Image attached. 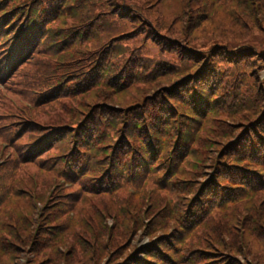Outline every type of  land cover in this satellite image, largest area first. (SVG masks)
<instances>
[{
  "label": "trees",
  "instance_id": "16d2710c",
  "mask_svg": "<svg viewBox=\"0 0 264 264\" xmlns=\"http://www.w3.org/2000/svg\"><path fill=\"white\" fill-rule=\"evenodd\" d=\"M80 2L0 0V141L8 146L0 207L28 214L26 241L17 240L25 249L30 238L48 246L18 254L27 264H243V256L264 264V86L256 72L264 69V0H188L190 18L174 33L153 25L159 20L141 11L144 2L111 0L115 22L153 29L147 37L159 44L160 62L113 44L88 51L99 24L82 27ZM220 11L232 12L223 24ZM71 21L79 30L67 34ZM52 62L70 69L54 73ZM20 98L58 102L65 114L34 125ZM58 180L70 184L72 200L48 204ZM245 204L252 214L242 221L244 211L232 212ZM231 205L223 220L212 216L211 208ZM122 220L129 225L120 234ZM214 221L243 231L214 234ZM139 232L155 242L132 244Z\"/></svg>",
  "mask_w": 264,
  "mask_h": 264
},
{
  "label": "rangeland",
  "instance_id": "374dc122",
  "mask_svg": "<svg viewBox=\"0 0 264 264\" xmlns=\"http://www.w3.org/2000/svg\"><path fill=\"white\" fill-rule=\"evenodd\" d=\"M93 0H82V2L79 3L80 7H81V20H80V24H83V26L87 25L86 27H88V21H92L95 22L97 20L99 26L97 27H93L90 31V33H88V35H91L93 40L90 42V48L87 49L88 51H93L97 46L99 47H103L105 45H110L113 44L115 47H118L119 49L122 50H128L130 55L129 56H139L141 59L142 57L146 58V61H148L149 59H153L156 60L158 59V61L156 62H160L163 61V59H161L163 56L161 53L156 52L157 49H159V44L158 46L154 43V41L150 38L147 37L148 33L152 32L153 29H151L146 23H143V21H128V22H123V23H117L114 20L115 16H108L107 14V9L111 10V7L108 6L111 3V0H107V7H105L104 5H100V6H96L94 7V5L92 4ZM104 2V0H103ZM143 3L140 6L141 11L143 10L145 13H150L152 15V17H154L155 19L158 18L159 23L157 25V23L153 22L156 28L158 29H164V28H168V30L170 31V33H174V32H178L180 31L183 27H185V23H186V19H189V12H185L186 9L188 8V0H151V3H149V0H126V3H130L131 5H136L138 6L139 3ZM80 7L75 8L74 10L77 11ZM121 13H118V16L120 17ZM224 15H228V16H232V12L230 13H225L220 11L218 13V16L215 19V22H219L220 24H223L222 22H227L225 19L221 18ZM122 16V15H121ZM96 18V20H95ZM151 22L152 20L149 19ZM119 21H121L119 19ZM76 21H71L70 23H68L67 25H65L66 30H67V34H69L70 32H76L79 29H76L74 27ZM215 24H208V28L207 30L215 27ZM63 26L60 28V30H63ZM81 33V30H80ZM86 40L89 41V39L87 37H85L83 39V42ZM82 46V45H81ZM85 46V45H84ZM53 66H54V73H61V71H67L70 68L68 67H58L54 62ZM147 62L144 63V65H146ZM254 65L257 67V62H254ZM43 66V65H42ZM256 72L259 76L260 79V86H264L263 80H264V69L263 68H258L256 69ZM51 86V82H49V87ZM251 95V94H250ZM14 97V95H13ZM15 100H17L15 98ZM18 103L20 104V106L23 108L25 107V111L26 112H32V116L28 119L29 121H32V123L35 125L38 123H46L47 121H49L50 119H53L54 122H56L60 117L58 116L59 114H65V113H61L62 110H60V108L57 106L58 102H52V104L46 103L44 105H38L36 103V101L34 102V104L38 105L37 107L34 106L33 103H30L28 101H26L23 98H20L18 100ZM51 104V105H50ZM15 108L19 111L20 107H18L15 103H14ZM18 107V108H17ZM205 135V134H203ZM213 135V136H212ZM209 136L211 137L212 141H216V142H223L224 143V139L219 137L218 135H214V134H210ZM214 145V142H213ZM8 150V146L5 143H2L0 141V165L3 163H5L6 159H7V151ZM56 152H61L62 151H56ZM57 154V153H56ZM200 157V155H199ZM204 159H206L204 157ZM210 171V170H209ZM209 171H206L207 173H211ZM31 181H33V183L36 184V176H33L31 178ZM59 182V186H55L54 190L56 191L52 196H54L56 194V199L50 197L49 198V203L55 200L57 201H61L62 203H65L67 200L70 201L72 200V194H69L70 192H66V190L69 191V189L71 188L70 184L66 183L65 180H58ZM180 189H183L185 191V188H187L186 185H181L179 187ZM43 192V189L41 188V186H38V188L36 189V193H37V197H41ZM35 193V194H36ZM184 193L182 194L183 197ZM170 196V195H169ZM169 196H167L166 201L171 202L172 199L169 198ZM171 197V196H170ZM121 199H124L123 197H120ZM154 199V198H153ZM157 199V198H155ZM154 199V200H155ZM179 200H181L182 198H179ZM244 203L246 202V200H243ZM241 201V202H243ZM59 202V203H61ZM161 205H162V200L160 201ZM235 205V204H234ZM234 205L228 206L224 209H221L219 207H213L211 208L212 210V216H217V217H221L219 215H222V213H227V209L229 207H233ZM8 208H7V207ZM36 211V215L37 218L34 222V226L30 227V230L35 233L36 235L38 234V230L40 227V223H39V216H41V212H42V207L40 205V202H36L34 203V212ZM239 211H244L243 214L244 217H241L240 219L243 221L245 218L246 220L248 219L249 213L252 214V210H249L248 207L246 206V204L240 208H238L237 210L233 211L232 214L236 215ZM249 212V213H248ZM69 214H71V216L73 217V213L69 212ZM28 214L21 210L20 212L16 213L14 211L11 210L10 206L5 204L4 206L0 207V228H2L3 226H6L7 224H9L10 222H13L10 225H7L5 227V232L4 233H0V241H2L3 244H0V264H27V255L26 254H18V251H22L24 252L26 249H28L29 252H31L33 249L35 252H40L42 251V249L44 247H48L47 244L43 245L42 243H38L36 242V240L33 243V239L30 238L29 239V243H28V247H26V249L24 248V245L19 244L17 242L18 239H20L21 237H24L23 234L21 233V228L20 226H29L28 222H25V217H27ZM225 218V217H224ZM221 219L223 220V217H221ZM228 219H231V217H228ZM63 221L59 226V227H55L56 231L57 230H64V224H65V220H61ZM129 222L125 223L123 222V220L120 222V224L117 226L119 229V233L122 234L125 229L126 226H128ZM67 224V223H66ZM108 224L110 225L109 227L112 226V222L108 220ZM144 225L147 224V222L145 221L143 223ZM212 225L215 226L214 227V234L219 233L220 229L222 230V232L224 233L225 231H234L235 229L238 231H243V228L241 225H238L236 228H232V224L229 226H227V230H224L221 228V222H218L216 225V222H212ZM253 229L257 230L258 228L261 229V225L258 224L257 222H254L252 224ZM177 228H181L179 226H177ZM170 231V235H174L176 229H171L168 228V232ZM170 235H165L166 238H170ZM200 233L197 235L199 236ZM134 236V235H133ZM164 237V238H165ZM152 238V237H151ZM150 237H146L145 233H141L139 232L137 236H135V238L133 239L132 244L134 245H138L139 248H142L144 246H150L152 241H150L151 239ZM153 242H155V238H152ZM163 239V237H162ZM167 240V239H166ZM23 241H26V238H23ZM25 244V242H24ZM19 246V247H18ZM3 250L6 252H3ZM69 251V250H68ZM70 253V252H69ZM79 255L81 254V252L78 253ZM82 255V254H81ZM83 257V256H82ZM240 261L243 264H246L248 262V260L246 259V257H240L239 258ZM47 264V263H46ZM51 264H56V262H52Z\"/></svg>",
  "mask_w": 264,
  "mask_h": 264
}]
</instances>
